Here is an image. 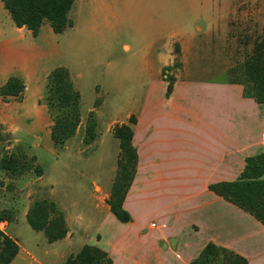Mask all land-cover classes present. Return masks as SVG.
<instances>
[{"label":"crops","instance_id":"0c3cea01","mask_svg":"<svg viewBox=\"0 0 264 264\" xmlns=\"http://www.w3.org/2000/svg\"><path fill=\"white\" fill-rule=\"evenodd\" d=\"M174 1L75 0L68 14L70 26L64 33L56 34L45 24L34 36L14 23L0 0V89L12 77L25 85L20 97L0 98V128L16 135L46 137L45 145L50 148L55 125L49 101L50 77L60 67L69 71L60 41L68 29L80 30L87 37L130 34L148 39L139 53L155 55L162 53L158 38H168L161 46L163 53L172 52L175 43L188 53L195 46L202 48L201 39L210 37L209 32L218 36L221 14L209 15L207 28L195 27L192 34L184 33L182 25L189 20L184 8L201 21L207 18V7L214 8L215 0H192L189 6V0L186 4L178 0L177 9H173ZM123 48L131 52L132 46L125 43ZM172 64L173 59H167L162 65L159 78L151 82L138 110L107 126V133L115 137L116 125L131 124L135 119L131 125L138 163L123 206L131 220L121 222L111 211L108 201L114 182L108 189L94 180L84 204L74 199L64 205L51 192L37 200L55 203L68 233L62 240L48 241L53 249L44 251L45 262L64 264L90 245L107 253L112 264H191L207 245L215 244L249 264H264V225L211 189L212 185L238 180L247 159L264 152V103L246 97L244 86L229 79L219 82L191 75H171L175 81L167 96L168 78L161 75ZM144 70H151V66L144 64ZM90 112L100 118L96 109ZM95 121L96 131L102 133L100 122ZM117 146L119 155L120 143ZM44 178H39V184L49 185L53 191L54 185L45 183ZM31 206L22 215L0 223V229L20 247L11 264H46L8 232L13 223L27 220Z\"/></svg>","mask_w":264,"mask_h":264},{"label":"rangeland","instance_id":"374dc122","mask_svg":"<svg viewBox=\"0 0 264 264\" xmlns=\"http://www.w3.org/2000/svg\"><path fill=\"white\" fill-rule=\"evenodd\" d=\"M178 2L181 3L174 1L173 9H177ZM183 2L187 3L186 0ZM192 3L189 0L187 4ZM210 7L211 10L207 7L205 12L207 18L201 21L184 8V16L189 20L182 25L184 33L188 34L195 32L198 26L206 29L209 15H223L218 36L213 31L209 32L210 37L201 39L203 47L198 49L195 46L188 53H183L178 43L174 44L172 52L163 53L161 46L169 42L165 37L158 38V49L162 53L155 55L139 53L149 41L130 34L121 38L87 37L80 30L73 32L68 29L60 35L71 80L81 95L80 123L61 146L56 144L51 134L49 149L45 145L46 137L16 135L0 128V162L16 154L30 162L33 168H25L16 176L0 168V211L14 217L22 215L37 199L50 196L51 192L64 205L74 199H80L84 204L85 195L93 190L94 180L111 188L120 154L119 141L107 133V126L123 120L130 111L143 105L151 82L159 78L167 59H173V64L169 73L163 71L162 78L191 75L219 82L233 79L231 68L243 64L253 55L257 45L264 44V0H215V10ZM125 43L132 46L131 52L123 48ZM144 64L151 66V70H144ZM92 109H96L100 116L93 119L100 122V131L103 132L96 131L95 141L87 142L86 128L91 122ZM43 175L45 183L54 185L53 191L49 185L39 184ZM8 232L14 233L30 254L43 262L44 251L53 249L44 233L33 230L26 217L18 224L13 223Z\"/></svg>","mask_w":264,"mask_h":264},{"label":"trees","instance_id":"16d2710c","mask_svg":"<svg viewBox=\"0 0 264 264\" xmlns=\"http://www.w3.org/2000/svg\"><path fill=\"white\" fill-rule=\"evenodd\" d=\"M75 0H2L5 8L18 27H26L37 36L45 24H50L56 34H62L69 26L68 14ZM170 71L165 69V73ZM234 76L231 83L244 86L246 97L258 103H264V44L257 45L253 55L243 64L230 70ZM169 82L167 96L172 93L174 77H167ZM25 89L24 83L16 77L9 79L0 89L1 97H20ZM81 95L75 89L69 71L65 67L57 68L50 77L49 101L54 112L53 138L59 146L73 134L80 123ZM91 114V122L87 124L86 139H96V121ZM135 119H131V124ZM131 124L115 127V137L120 143V156L112 194L108 201L112 213L121 221L129 222L131 216L124 209L125 198L133 184L138 154L133 144V128ZM35 160V157L33 158ZM24 158L12 154L0 162V168L11 176L30 170L31 163ZM33 169V168H32ZM211 189L244 209L264 225V152L246 161V167L240 178L234 182L219 183ZM14 216L0 211V223L11 221ZM27 221L35 231L44 232L50 243L62 240L68 229L65 218L57 212L55 203L48 200L35 201L27 214ZM20 251L19 245L0 229V264H11ZM64 264H112L111 259L102 249L85 245L79 253L67 259ZM191 264H249L247 260L234 252L209 244L201 255Z\"/></svg>","mask_w":264,"mask_h":264},{"label":"built area","instance_id":"2783aa9c","mask_svg":"<svg viewBox=\"0 0 264 264\" xmlns=\"http://www.w3.org/2000/svg\"><path fill=\"white\" fill-rule=\"evenodd\" d=\"M156 226V224H152V227H155ZM164 227H165V225H163Z\"/></svg>","mask_w":264,"mask_h":264},{"label":"water","instance_id":"95a60500","mask_svg":"<svg viewBox=\"0 0 264 264\" xmlns=\"http://www.w3.org/2000/svg\"><path fill=\"white\" fill-rule=\"evenodd\" d=\"M38 142H39V139L37 138V139H36V143H38Z\"/></svg>","mask_w":264,"mask_h":264}]
</instances>
